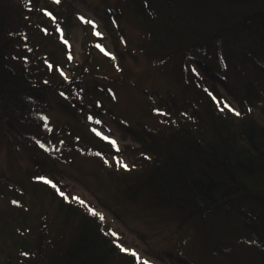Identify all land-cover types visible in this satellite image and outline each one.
<instances>
[{
	"label": "trees",
	"instance_id": "16d2710c",
	"mask_svg": "<svg viewBox=\"0 0 264 264\" xmlns=\"http://www.w3.org/2000/svg\"><path fill=\"white\" fill-rule=\"evenodd\" d=\"M121 6L140 27L143 47L139 42L135 45L149 57H168L208 46L211 51V47L221 48L222 43L234 46L235 42L227 38L241 41L247 46L244 53L253 54L260 78H247L242 88L235 90L238 123L225 108L216 106V87L206 92L196 87L194 81H202L197 73L189 79L198 100L192 97L187 111L188 97H183L176 113L172 112L175 117L169 129L151 131L128 126L125 131L131 134L134 146L125 145L120 151L97 136L94 144L101 153L124 152V163L130 167L119 164L120 176L115 180L123 179L128 184L124 190L131 200L173 207L181 217L213 209L224 200L252 204L253 209L243 213L241 222L244 232L255 233L253 242L243 234L237 248L223 244L222 258L209 260V264H264V104L260 107L262 121L252 114V107L264 101V0H123ZM45 8L55 20L43 11ZM96 14L101 13L97 10ZM102 15L105 34L113 36L117 28L121 31L123 11L118 6L105 9ZM74 18L66 0H0V113L8 129L20 138L31 136L22 131L23 127L32 129L36 125L38 129L33 132H43L38 126L42 121L40 109L48 106L45 89L52 94L69 93L66 101H58L66 110L72 103L67 99L75 102L68 87L82 92L91 89L79 81L85 73H78V68L68 79H55L57 66L64 64L65 45L53 27L57 23L68 27ZM91 34L96 36L93 31ZM96 42L87 41L84 69L90 68L92 51L98 50ZM113 46L116 50V44ZM178 100L171 95L164 106L173 111ZM126 153L132 159H127ZM54 191V197L64 205L63 197ZM72 207L67 203L66 211ZM74 213L77 218L68 225V231L67 225L49 230L51 226L41 217L36 223L37 228L40 226L36 236L32 233L34 218L16 222L26 225L20 234L9 226L7 235L13 244L28 254L23 264L135 263L134 255L119 249L94 215L78 216V210ZM15 258L19 261L20 256Z\"/></svg>",
	"mask_w": 264,
	"mask_h": 264
},
{
	"label": "rangeland",
	"instance_id": "374dc122",
	"mask_svg": "<svg viewBox=\"0 0 264 264\" xmlns=\"http://www.w3.org/2000/svg\"><path fill=\"white\" fill-rule=\"evenodd\" d=\"M66 1L75 18L68 27L63 23L53 27L58 32L57 38L65 45L62 51L64 64L57 66L55 79H68L78 68V73H85L78 78L79 81L91 89L82 92L68 87L75 99V102L67 99L72 102L68 110L60 107L58 101H66L69 93L61 91V94H52L45 89L48 106L40 109L42 121L38 126L43 132L36 135L33 132L38 129L36 125L32 129L23 127V132L31 134L28 139L20 138L8 129L0 113V264H23L28 255L7 235L9 226L20 234L26 225H16V222L34 218L35 231L32 233L36 236L40 229L36 223L41 217L44 223L51 226L49 230L52 228L55 231L67 225L68 231V225L77 218L74 210H78V216L81 213L94 215L101 221L112 242H117L119 249L120 244L133 248L152 264H209V260L217 262L222 258L224 245L235 248L243 234L252 243L255 233L248 235L244 232L241 222L243 213H250L253 209L252 204L237 199L224 200L213 209L181 217L173 207L129 199L124 190L128 184L123 179L115 180L120 176L117 172L121 164L119 161L122 159L125 162L126 159L124 152L120 154L118 151L125 145L134 146L131 134L125 129L128 126L151 131L160 127L169 129L175 117L172 112L176 113L182 98L188 97L187 111L191 109L192 97L198 100L196 87L205 92L210 91L208 88L211 86L216 87L218 98H223L215 101L216 106L225 108L232 114L233 121L239 122L238 114L225 107L223 100L239 112L235 90L242 88L247 78H260L256 75L258 70L253 63V54L243 51L247 46L236 38H227L235 42L234 46H223L222 43L221 48L211 47V51L207 50L210 49L208 46L168 57L164 54L149 57L143 48L135 45L139 42L142 46L144 36L138 24L122 9L123 0ZM114 6L123 11L119 21L121 31L117 28L113 36H108L101 26V19L105 9ZM97 10L101 14L97 15ZM77 13L86 19L80 20ZM90 20H96L97 29L104 33L100 39L90 36ZM58 24L63 32L58 30ZM61 35L68 44L60 39ZM94 40L103 43L108 51L114 53L115 59L96 47L99 51H92L90 68L84 69L87 41L92 44ZM245 54L249 56L244 60ZM197 73L202 81H194V87L189 77L195 78ZM171 95L179 99L173 111L164 106V100L167 101ZM263 104L264 101L258 102L252 107V114L259 121H262L260 107ZM154 108L164 111L158 113L153 111ZM89 114L98 117L102 123L89 120ZM93 128L112 136L118 146L93 132ZM96 136L109 141V145L118 151L101 153L96 150ZM126 155L127 159H132L131 155ZM41 175L53 179L66 194L80 195L88 205L102 212L104 218L100 219L74 198H63L65 204L61 205L52 194L55 189L46 181L37 179ZM17 200L20 203H14ZM67 203L75 207L70 212L66 211ZM19 256V261H15V257L18 259ZM134 260V264L144 262L135 255Z\"/></svg>",
	"mask_w": 264,
	"mask_h": 264
},
{
	"label": "snow or ice",
	"instance_id": "6c2138e0",
	"mask_svg": "<svg viewBox=\"0 0 264 264\" xmlns=\"http://www.w3.org/2000/svg\"><path fill=\"white\" fill-rule=\"evenodd\" d=\"M57 2H59V0H57ZM43 11H44L45 13H47L48 16L52 17L53 20H55V17H53L52 12L48 11L47 8L43 9ZM77 15H78L79 19L82 20V21L86 19V17H85L84 15L80 14V13H77ZM88 22L92 25V31H93V33H94L97 37H102V36L104 35L103 32H101V31H99V30L97 29V27H96V25H97L96 20H90V21H88ZM57 28H58V30H59L60 32H63V29L59 28V25H57ZM45 31H47V29H45ZM60 39H61V40H64V43H65V44H68V41L65 39V37H64L63 35L60 36ZM96 47L99 48L102 52H106L107 55H108L109 57H113V59H115L114 53L108 51L107 48H105V46H104L103 43H99V42H97V43H96ZM68 55H69V58L71 59V53H69ZM50 66H51V65H50ZM117 67H119V65H117ZM61 74L64 75L62 69H61ZM109 91H111V89H109ZM213 99H214V100H217V99L222 100L223 98H217V97L213 96ZM97 103L99 104L100 101H97ZM223 104H224L225 107L229 108L232 112H234V113H236V114H239V113H238V110H237L236 108L232 107V106H231L226 100H223ZM153 111L159 113V112H163L164 109H162V108H154ZM45 119H47V117H45ZM88 119H89V120H96L97 123H102V121H100L98 117H95V116H93V115H91V114L88 115ZM92 130H93V132H96L98 135L102 136L105 140H109V141H111L112 144H113V146H118V145L116 144V140H115L112 136L106 135L104 132L100 131L99 128H93ZM105 162H107V160H106ZM119 162H120V163L123 165V167H125V168L130 167V165L127 164V163H124L122 159H121ZM37 179H39V180H41V181H46L47 184L51 185V186H52V187H53V188L59 193V195H60L61 197L65 198V199L74 198L76 201L80 202L81 204L86 205V206L88 207V211H90V212L96 214L97 216L100 217V219H103V218H104V214H103L102 212H98L96 208L91 207L90 205H88V202L85 201V200H83L82 197H81L80 195H70V194H66L65 192H63V191L60 189V187L56 184V182H55L53 179L49 178L48 176H46V175H41V176H38ZM14 203H20V201L17 200V201H14ZM109 232H112V229H109ZM113 234L118 235V233H113ZM119 247H120L123 251H125V252H127V253H132V254H134L138 260L143 259V260H144V264H152V262L149 261V260H147V258L141 257V256L139 255V253L136 252L135 249L125 247L123 244H120Z\"/></svg>",
	"mask_w": 264,
	"mask_h": 264
}]
</instances>
